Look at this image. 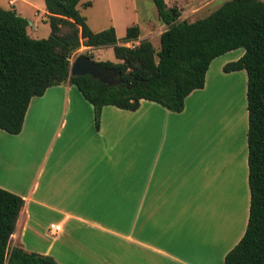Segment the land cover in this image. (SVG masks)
<instances>
[{
	"label": "crops",
	"instance_id": "0c3cea01",
	"mask_svg": "<svg viewBox=\"0 0 264 264\" xmlns=\"http://www.w3.org/2000/svg\"><path fill=\"white\" fill-rule=\"evenodd\" d=\"M11 7L29 25L48 24L44 4ZM241 50L212 61L180 113L144 100L136 111L106 106L96 128L74 86L31 99L21 132L0 130V189L24 201L11 248L58 264H225L249 216L248 113L241 124L226 112L233 82L247 75L222 71Z\"/></svg>",
	"mask_w": 264,
	"mask_h": 264
},
{
	"label": "trees",
	"instance_id": "16d2710c",
	"mask_svg": "<svg viewBox=\"0 0 264 264\" xmlns=\"http://www.w3.org/2000/svg\"><path fill=\"white\" fill-rule=\"evenodd\" d=\"M152 1L165 27L158 49L151 40L140 39L138 26L128 27L120 44L112 27L91 31L78 9L80 0H43L50 28L45 39L31 38L28 21L14 8H0V130L19 134L31 99L65 84L93 107L96 128L106 106L136 111L144 100L180 113L187 96L204 87L212 61L242 49V57L222 70L247 75L249 216L243 237L224 262L264 264V1L225 0L193 22L181 21L180 10L168 8L164 0ZM131 42L137 45L128 47ZM82 46L111 48L117 62L100 64L115 69L127 85L70 76V59ZM23 206L20 197L0 189V264H58L21 246L9 248Z\"/></svg>",
	"mask_w": 264,
	"mask_h": 264
},
{
	"label": "rangeland",
	"instance_id": "374dc122",
	"mask_svg": "<svg viewBox=\"0 0 264 264\" xmlns=\"http://www.w3.org/2000/svg\"><path fill=\"white\" fill-rule=\"evenodd\" d=\"M11 0H0L1 9H9V2ZM31 2L34 6L44 4L43 0H23ZM91 3V7L85 9L80 7L79 11L87 20L88 27L93 30H106L108 28H115L118 41L121 42L125 35L126 27L139 26L141 29V36H145L153 42L155 48H159V35L164 31L165 27L157 21L156 7L152 0H83ZM168 8L177 7L181 12L180 20L193 22L197 19L203 18L210 12L217 9L225 0H164ZM264 1V0H262ZM22 3L17 2L16 6L21 7ZM24 6V5H23ZM26 16L32 13V9L26 7ZM32 25L28 26V34L33 39H45L50 34L48 24L39 21L32 17ZM29 23V21H28ZM147 24L149 26H147ZM91 29V30H92ZM241 50V49H240ZM242 51V50H241ZM90 56L95 63L101 62H117L111 48L91 49L81 47L74 53L70 59L72 62L77 56ZM231 57L233 55H230ZM218 64L215 61L213 66ZM223 71V70H222ZM224 73V72H223ZM231 84V83H229ZM232 85V84H231ZM246 86L247 81L235 80L231 91V98L227 99L226 112L228 117L232 115L234 110V119L240 117V123L244 124L247 120L246 110ZM78 92V90L75 88ZM79 93V92H78ZM80 94V93H79ZM246 116V118H245ZM144 125V122L138 123ZM134 142L145 141L144 132L134 135ZM11 248V244H9Z\"/></svg>",
	"mask_w": 264,
	"mask_h": 264
},
{
	"label": "water",
	"instance_id": "95a60500",
	"mask_svg": "<svg viewBox=\"0 0 264 264\" xmlns=\"http://www.w3.org/2000/svg\"><path fill=\"white\" fill-rule=\"evenodd\" d=\"M101 68L102 67L99 63H95L91 58L79 55L70 63V76H90L92 79L100 80L101 83L108 86H112L113 84L119 86L122 83L127 85V82H122L120 80V74L115 69L107 68L111 73L112 78H103L102 73L100 72Z\"/></svg>",
	"mask_w": 264,
	"mask_h": 264
},
{
	"label": "built area",
	"instance_id": "2783aa9c",
	"mask_svg": "<svg viewBox=\"0 0 264 264\" xmlns=\"http://www.w3.org/2000/svg\"><path fill=\"white\" fill-rule=\"evenodd\" d=\"M136 45H137V42H131V43L127 44V46L130 48H134ZM61 231H62V229L58 225L52 224L49 226L50 236L55 237V236L59 235L61 233Z\"/></svg>",
	"mask_w": 264,
	"mask_h": 264
},
{
	"label": "flooded vegetation",
	"instance_id": "af4514ba",
	"mask_svg": "<svg viewBox=\"0 0 264 264\" xmlns=\"http://www.w3.org/2000/svg\"><path fill=\"white\" fill-rule=\"evenodd\" d=\"M99 65L102 67L101 68V70H100V72L102 73V77L103 78H112V75H111V73L109 72V70L106 68V67H104V66H102L100 63H99ZM115 80V79H114ZM122 82H124V81H122ZM113 85H115V84H113ZM121 85V84H120ZM119 85V86H120ZM117 86V85H116Z\"/></svg>",
	"mask_w": 264,
	"mask_h": 264
}]
</instances>
